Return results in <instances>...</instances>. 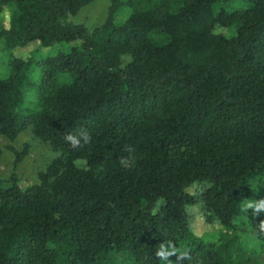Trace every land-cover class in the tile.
Returning <instances> with one entry per match:
<instances>
[{"label": "trees", "instance_id": "obj_1", "mask_svg": "<svg viewBox=\"0 0 264 264\" xmlns=\"http://www.w3.org/2000/svg\"><path fill=\"white\" fill-rule=\"evenodd\" d=\"M93 1L0 0V136L55 153L23 187L28 145L7 146L0 264H264L248 206L264 203V0H110L100 25L71 20ZM31 42L50 52L13 55ZM199 201L214 239L190 228Z\"/></svg>", "mask_w": 264, "mask_h": 264}, {"label": "rangeland", "instance_id": "obj_2", "mask_svg": "<svg viewBox=\"0 0 264 264\" xmlns=\"http://www.w3.org/2000/svg\"><path fill=\"white\" fill-rule=\"evenodd\" d=\"M110 0H95L92 3L81 8L80 11L71 17V20L75 23H82L89 28H93L103 23L107 8ZM8 12H4L0 15V27L7 26L8 24ZM217 31L227 32L225 29L219 28ZM49 48H39L36 42L15 48L13 55L19 58H27L29 56L38 57L41 54L49 53ZM10 70L9 56L0 47V78L8 75ZM27 143L28 151L24 159L15 168V173L19 178L21 186H27L37 181V173L42 170L49 161L54 157L55 153L51 147L36 138L33 137L29 130L21 132L14 141H9L7 138L0 136V147L2 148V156L0 159V178H7L13 171L14 153L7 148L8 145L14 146L17 150H21L23 145ZM198 204V205H196ZM189 222L191 230L202 237L214 239L217 234V223H206L203 217V211L199 203H193L188 206ZM257 216H254V220H257ZM262 226V228H261ZM257 232L264 237V225H255L253 228L254 242L259 241Z\"/></svg>", "mask_w": 264, "mask_h": 264}, {"label": "clouds", "instance_id": "obj_3", "mask_svg": "<svg viewBox=\"0 0 264 264\" xmlns=\"http://www.w3.org/2000/svg\"><path fill=\"white\" fill-rule=\"evenodd\" d=\"M67 141L70 142L73 145H79L80 144V140L72 134H69L66 137ZM88 139H90L89 137H84L85 142L88 141ZM249 207H255L256 210L258 211H264V203H260L257 204L255 206L249 204ZM161 255H163L165 258H167L169 255H176L178 260H183L187 257V252H185L183 249H169L168 252H164Z\"/></svg>", "mask_w": 264, "mask_h": 264}]
</instances>
